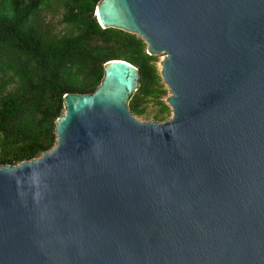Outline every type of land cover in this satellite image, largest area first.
<instances>
[{
    "label": "water",
    "instance_id": "water-1",
    "mask_svg": "<svg viewBox=\"0 0 264 264\" xmlns=\"http://www.w3.org/2000/svg\"><path fill=\"white\" fill-rule=\"evenodd\" d=\"M162 56L172 118L139 120L134 65L67 94L57 143L0 163V264H264V0H102Z\"/></svg>",
    "mask_w": 264,
    "mask_h": 264
},
{
    "label": "trees",
    "instance_id": "trees-1",
    "mask_svg": "<svg viewBox=\"0 0 264 264\" xmlns=\"http://www.w3.org/2000/svg\"><path fill=\"white\" fill-rule=\"evenodd\" d=\"M102 0H0V163L19 165L57 143L58 119L67 94H91L114 60L138 68L140 87L129 107L135 116L159 102L166 120L159 58L146 41L103 28L96 16Z\"/></svg>",
    "mask_w": 264,
    "mask_h": 264
},
{
    "label": "rangeland",
    "instance_id": "rangeland-1",
    "mask_svg": "<svg viewBox=\"0 0 264 264\" xmlns=\"http://www.w3.org/2000/svg\"><path fill=\"white\" fill-rule=\"evenodd\" d=\"M159 58V63H158V69L159 71H161V61L163 60L162 56H157ZM161 85L163 86V89H165L167 91V93L162 97V101L164 103H166L168 105V98L171 96V90L169 89V87L166 85V83L164 81H162ZM161 106L159 105V102L157 101H151L148 104L147 107V113L144 116L138 117L136 116L139 120L144 121V122H150V121H158L160 123H163L165 121H169L172 118V114L173 111L171 109V114L166 116V120H162L161 118L157 119L156 115H158L160 113Z\"/></svg>",
    "mask_w": 264,
    "mask_h": 264
}]
</instances>
